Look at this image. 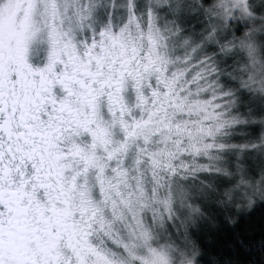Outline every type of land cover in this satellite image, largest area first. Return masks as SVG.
Wrapping results in <instances>:
<instances>
[{
    "label": "snow or ice",
    "instance_id": "obj_1",
    "mask_svg": "<svg viewBox=\"0 0 264 264\" xmlns=\"http://www.w3.org/2000/svg\"><path fill=\"white\" fill-rule=\"evenodd\" d=\"M0 264H264V0H0Z\"/></svg>",
    "mask_w": 264,
    "mask_h": 264
}]
</instances>
